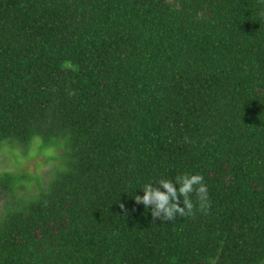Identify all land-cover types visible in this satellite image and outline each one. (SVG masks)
<instances>
[{
  "label": "trees",
  "instance_id": "16d2710c",
  "mask_svg": "<svg viewBox=\"0 0 264 264\" xmlns=\"http://www.w3.org/2000/svg\"><path fill=\"white\" fill-rule=\"evenodd\" d=\"M261 10L0 0V150L45 166L0 170V264H264ZM185 172L209 209L164 221L135 203Z\"/></svg>",
  "mask_w": 264,
  "mask_h": 264
},
{
  "label": "clouds",
  "instance_id": "9594fccd",
  "mask_svg": "<svg viewBox=\"0 0 264 264\" xmlns=\"http://www.w3.org/2000/svg\"><path fill=\"white\" fill-rule=\"evenodd\" d=\"M258 15L264 17V10ZM230 179V176L226 177V181ZM141 191L142 196H134L135 203L147 209L150 207L151 216L156 220L171 221L177 216H194L196 211L211 207L207 185L199 173L185 172L174 180L160 178L155 183H146ZM120 208L125 210L123 204Z\"/></svg>",
  "mask_w": 264,
  "mask_h": 264
},
{
  "label": "rangeland",
  "instance_id": "374dc122",
  "mask_svg": "<svg viewBox=\"0 0 264 264\" xmlns=\"http://www.w3.org/2000/svg\"><path fill=\"white\" fill-rule=\"evenodd\" d=\"M35 147L31 146L28 156L23 155L19 148H10L9 146L3 147L0 150V170L3 168L13 167L19 165L24 171L34 172L35 169L39 171L45 169L41 164L43 162L42 155H35ZM19 162V164H17ZM40 163L41 166H37Z\"/></svg>",
  "mask_w": 264,
  "mask_h": 264
}]
</instances>
